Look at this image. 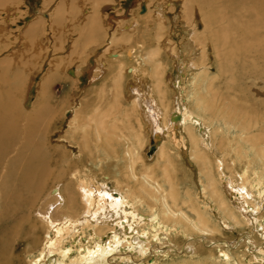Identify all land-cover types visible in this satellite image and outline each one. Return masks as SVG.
<instances>
[{
    "label": "rangeland",
    "instance_id": "374dc122",
    "mask_svg": "<svg viewBox=\"0 0 264 264\" xmlns=\"http://www.w3.org/2000/svg\"><path fill=\"white\" fill-rule=\"evenodd\" d=\"M44 1L21 0L11 7L16 13L14 18L10 17L9 19L12 30L10 43L12 45L8 51L5 50L2 55L0 54V61H5L6 57L12 56L14 65L2 64L1 67H4L0 69V72L5 73L7 80L4 85L5 94L12 93L19 84L20 99L22 102L26 99L24 105L26 110L31 111L39 105L44 106L40 112L39 126L42 132H47V147L59 149L60 152L65 153L66 159L69 160L67 164L61 165L63 170L53 168V176L47 184L46 193L48 194L54 188L62 187L63 190L65 181L60 182L57 177L64 173L69 178L75 172H79L82 180L89 181L91 178L92 182L99 181L100 186L106 185L113 191L117 190V184H119L125 191L138 193L139 182H142V176L148 173L149 176L153 175L150 177V180H153L152 186L160 187L163 191L160 196H157L158 203L153 202L156 205L155 210H161L163 199L174 211L179 209L188 211L189 203L193 202L199 207L202 214L207 216L206 219L211 221L210 229L214 231L213 239L221 246L224 242H228L227 246L231 243L237 245L236 247L232 246L234 248L230 247L229 252L236 262H239L241 257L243 261V255L248 254L250 248L247 238L254 237L258 242H261V238L257 233L252 236L255 233L252 227L231 224L232 226H229L232 230L228 229V231L222 227L218 215L221 218L224 217L223 210H220L219 205L204 191L206 180L200 172V167L194 160V156L201 157V154L206 153L217 184L222 181L219 175L221 170L217 169L220 161L226 165L227 176L232 177L240 184L242 181L239 174L245 172L252 180L259 178L264 182V159H261L259 155L261 147H264V60L260 59L255 62L256 76L254 79L246 78L252 70L250 65L252 58H248L250 66L243 65L240 55L244 45L235 43V36L229 33L227 34L226 47L221 43L205 41V38H208L207 29H204V22L198 14L200 31L197 32V37L198 35L200 37L194 39L196 43H202L203 46L205 43L210 44L206 52L208 77L212 81L215 94L217 92L219 98L226 99L225 103L229 101L233 107L229 113L227 112L228 118L219 116L218 111L210 114L199 108L197 106L198 98L194 97L193 93L196 73L188 71V77L182 79L187 95L186 100L193 113L201 117L208 127L212 137V149H206L204 144L199 142L201 134L195 125V129L193 128L192 133L189 132V134L182 128L175 132L170 130L167 134L170 139L165 143L164 151L158 154L156 159L151 160L148 156L151 133L146 127L147 123L142 117L141 109H136L132 97L129 95L134 78V75L129 73V69L138 68L140 70L139 78L150 80L155 87L163 89L165 97L159 96L157 91H155V95L165 99L167 110H172L173 101L178 95L174 87L175 82L178 81V70L175 66L176 61L173 59L179 57L180 49L176 44L174 52H178V54L173 55L167 51L165 42H168L169 39L170 42L173 41L172 38L175 36L179 39V44L187 39L184 29L178 28L181 30L178 32L179 35L170 34L174 31L173 20L178 14L181 21L185 20L190 25L188 18L191 19V16L185 15L182 0H179V3L176 2L179 4L176 8L167 11L169 17L167 16L165 19L167 23L161 32L156 29L159 24L154 17L156 16L154 15V0H148V3H152L149 8H146V2L141 4L142 0H108V5L103 10L97 11V15L104 18L103 26L99 25L101 31H96V24L85 25L83 21L84 10L91 14L94 12L92 0H68L69 5H67L70 8L68 15L72 13V8L79 10L76 18L73 19L65 16L66 14L59 15L60 17L52 14L61 0H54L51 4H46ZM195 2L197 1L195 0ZM81 3L84 5L81 6ZM190 9L191 11L198 10L194 2L190 4ZM40 10L47 13L48 22L40 23L37 33L40 38L35 37L37 47L27 56L25 51H22L25 46V38L14 33L22 31L23 34L26 26L34 18L40 17ZM174 12L177 14L175 15ZM118 20L120 21L118 22ZM0 21L2 23V19ZM125 21L127 22L125 23ZM134 22L139 24L136 34L127 36L121 31L123 25ZM247 25L249 28V20ZM238 29H241V24H238ZM257 34L260 32L258 31ZM158 35L162 38L159 39ZM112 37L114 43L106 51L108 48L106 42ZM256 38L258 40L260 37L256 36ZM123 39H129V44ZM261 39L264 40L263 27ZM54 44L56 47H60V50L55 54L51 50ZM42 45L45 49L42 48ZM201 45L198 46L199 50L203 49ZM38 46L42 49H38ZM48 50L49 53H46L45 51ZM129 50L133 51L131 58L127 55ZM108 51L115 52L121 57L118 60H113L109 58ZM203 57L200 56L194 62L202 66L203 59L205 61ZM101 58L107 59V67L103 69L101 77L94 78L97 74L94 73V69L98 67ZM185 62L188 64L190 60L186 59ZM126 69L128 70L126 71ZM68 70H77L76 77L69 76ZM169 78L172 79V82ZM41 82H44L45 87L42 91L40 89ZM165 91L168 93L166 94ZM41 98L42 100H40ZM236 106H239V112V108ZM233 110L239 113L233 114L235 122L232 118L230 119L233 117L231 114ZM241 112L243 114H240ZM240 115H245L246 119H250L252 125L250 136L243 135L242 130L238 129L237 125L242 127L240 122L245 120V116H242L243 120H241ZM173 134L176 135L178 144L173 141ZM195 141L198 143L199 151L195 148ZM128 147L133 151L135 159L133 163H130L126 155ZM76 155L81 156L82 162L79 163ZM220 189H224V184L220 186ZM173 193L177 196L175 197L177 202H174L175 198H172ZM151 196L152 194L147 195V198H151ZM257 202L262 201L256 196ZM149 206L148 203L141 204L139 206L141 213L151 214V206ZM232 206L236 207L235 204ZM214 211H218V213L216 214ZM261 214L264 215L262 212ZM192 216L194 219L196 218L194 215ZM29 224L35 226L36 235L42 237L45 234L46 231L36 215L27 222V225ZM194 236L192 239L195 238ZM200 237L202 238L201 242L197 240V243H201L202 248L196 250V253L193 251L186 255L183 250L181 254L158 257L154 264H229L228 261L221 258L220 249H212L211 244H206L208 240L206 241L205 238H209V236L201 235ZM245 239L247 240L246 244H244ZM180 241L182 245L184 239L180 238ZM203 241L206 242L203 243ZM36 248L38 246H30L31 255H37L39 248ZM248 255L250 256H248V260L252 259L254 261L251 260V262L256 263L254 256ZM25 257L24 263L29 264L28 255ZM236 262L233 264H241ZM246 262L242 263L250 264L248 261Z\"/></svg>",
    "mask_w": 264,
    "mask_h": 264
},
{
    "label": "bare ground",
    "instance_id": "6f19581e",
    "mask_svg": "<svg viewBox=\"0 0 264 264\" xmlns=\"http://www.w3.org/2000/svg\"><path fill=\"white\" fill-rule=\"evenodd\" d=\"M19 1L21 0H0L1 55L2 52L11 48L12 30L9 19L16 14L11 7ZM178 1H153L154 15H156L154 17L159 24L156 27L157 31H163V26L167 23L165 20L168 16L167 11L176 8L179 5L176 4ZM196 1L198 3L195 0H182L185 15L191 16V19L188 18L190 25L185 20L181 21L179 14L176 15L177 13L174 12L176 15L172 25L174 31L170 34L179 35L178 32L181 30L178 28L184 29L187 39L179 44V39L175 36L172 38L173 41L170 42L169 39L168 42H165L167 51L173 55L178 54V52H174L176 44L179 45L177 48L180 49L179 57L174 58L172 56L173 60L176 61L175 66L178 70V81L174 84L178 95L176 94L175 101H173L172 110H167L165 99L155 95V91H157L159 96L165 97L163 89L155 87L150 80L139 78L140 70L138 68L129 69V73L133 74L134 78L130 92H128L136 109H141L142 117L147 123L146 127L151 133V142H149L150 145L148 144V156L151 160L156 159L158 154L164 151V145L170 139L169 136L167 137L170 130L175 132L182 128L189 134V132L192 133L195 125L201 134L199 142L204 144L206 149H212V137L208 127L201 117L193 113L186 100L187 95L183 88L182 79L188 77V71L196 73L193 93L194 97L198 98L197 106L199 108L210 114L218 111L219 116L228 118L227 112L229 113L233 107L229 101L225 103L226 99L219 98L217 92V95L215 94L212 81L208 77L206 52L210 44L205 43L203 46L202 43L197 42L203 46V49L200 48L201 50H199V45L194 39L197 37V32L200 31L198 14L204 22L203 24L201 21L204 29H207L209 39L205 38V41L221 43L226 47L227 34L229 33L235 36V43L244 45L240 55L243 65H249L248 58H252L250 64L252 70L246 78L254 79L256 76L255 62L260 59L264 60V40L261 39V30L262 27L264 28V0ZM44 2L51 4L54 0H45ZM92 2L94 12L91 14L84 10L82 13L84 15L83 21L85 25L96 24V31H101L99 25L103 26L104 18L97 15V11H102L108 5V0H92ZM144 2L147 3L146 8H149V5L152 6L148 0H142L141 4ZM192 2L196 4L199 11H191L190 4ZM67 4L68 0H61L52 14L58 17L66 14L65 16L71 19L76 18L79 10L72 8V13L68 15L70 8ZM83 5L84 3H81V6ZM44 12L40 10V17L31 19V23L26 26L23 34L22 31L14 33L25 38V46H23L22 51H25L27 56L30 51L37 47L35 37H39L37 33L40 23L46 24L48 22L49 17ZM50 21L53 22V20ZM121 22H123L122 19ZM238 24H241V29H238ZM138 28L139 24L134 22L123 25L121 31L127 36H131L138 32ZM258 31L260 34H257ZM256 36L260 38L257 40ZM198 37L200 36L198 35ZM158 38L161 39L162 37L158 35ZM129 41L126 39L124 42L129 44ZM106 43L108 44L107 51L114 43L113 37L111 40L109 38ZM39 48L44 47L42 45V48L38 46ZM51 50L55 54L60 50V47H56L54 44ZM133 51L129 50L127 54L129 58L132 57ZM45 52L49 53V50ZM107 54L113 60H118L121 57L115 52L108 51ZM200 56L205 58V61L204 59L202 61V66L194 62ZM6 58L5 61H0V69L4 67H1L2 64L14 65L12 56ZM186 59L190 60V63L187 64ZM106 60L101 58L98 67L94 69V73H97L94 78L101 77L103 69L107 67ZM67 73L69 76L76 77L77 70H68ZM6 83L5 73L0 72V264H25L26 255L29 257V264H154L158 257L181 254L183 250H185L186 255L193 251L196 253V250L202 248V244L197 243V240L201 242V235L209 236V238H205L206 241L208 240L206 244H211L212 249H220L222 259L224 258L229 264L236 262L229 249L237 245L231 243L227 246L228 242H224L221 246L220 243H217L213 239L214 231L210 229L211 221L206 219L207 216L205 217L193 202H190L187 207L190 211L183 209L174 211L163 199L161 210H155L156 205L153 202L158 203L157 196H160L163 191L160 187L154 188L155 186H152L153 180L151 181L150 177L153 175L149 176L148 173V176L145 174L142 176L138 193L125 191L119 184H117V190L113 191L111 187L106 185L100 186L99 181L92 182L91 178L89 181L82 180L79 172L72 173L69 178L61 173L57 179L60 182L65 181L63 190L62 187L54 188L47 194L46 187L52 179L53 168L63 170L61 165L67 164L69 160L66 159L65 153L60 152L59 149L47 147V132H42L39 126L40 112L44 106L39 105L31 111L26 110L24 108L26 99L24 102L20 99V85L18 84L12 93L5 94L4 85ZM41 84L40 89L42 91L43 88L45 89L44 82ZM211 101L213 102L211 103ZM238 112L231 111L233 117L230 119L232 118L234 121L233 114ZM249 120L245 116V123L240 122L242 127L236 124L246 136H250L252 132V125ZM173 141L178 144L174 134ZM194 145L198 150L197 141L194 142ZM127 150L128 160L133 163L135 160L133 151L129 147ZM259 155L261 159H264V147H261ZM75 157L79 163L82 162L81 156L76 155ZM206 157L204 152L201 157L194 156V160L198 163L200 172L206 180L204 191L219 205L220 210H223L224 217L221 218L218 215L222 227L226 228L227 231L231 224L252 227L255 233L251 235L255 236L257 233L261 238V242H258L254 237L247 238L249 240L247 244L250 246L248 254L252 255L251 257L254 256L256 263H252V259L248 260L250 256L247 253H243L245 254L243 261L241 257V259L239 258L240 261L236 263L244 264L242 262L247 263L246 261H248L250 264H264V215L261 214V212L264 213V182L259 178L252 180L245 172L239 174L242 181L240 184L232 177L227 176L225 173L226 165L220 161L217 169L218 171L221 170L219 175L222 181L217 184ZM68 164L70 165V163ZM223 184L224 189L221 190L220 186ZM150 194H152L151 198H147V195ZM256 196L262 202L256 203ZM175 197L177 196L173 193L172 198ZM176 200L177 198L174 199V202H177ZM145 203L151 206L152 212L149 215H144L139 209V206ZM232 204H235L236 207L234 208ZM214 213L217 214L218 211H214ZM35 215L46 231L42 237L35 234L34 225H27V222ZM192 215L196 218L194 219ZM192 236L195 238L192 239ZM197 236L199 237L197 238ZM180 238L184 239L182 245ZM246 241L245 239L244 244ZM30 246H38L37 255H31Z\"/></svg>",
    "mask_w": 264,
    "mask_h": 264
}]
</instances>
